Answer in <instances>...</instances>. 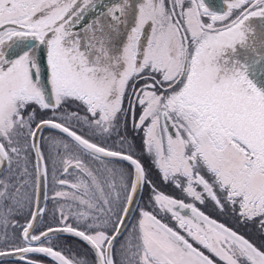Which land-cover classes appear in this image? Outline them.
<instances>
[{
	"label": "snow or ice",
	"instance_id": "snow-or-ice-1",
	"mask_svg": "<svg viewBox=\"0 0 264 264\" xmlns=\"http://www.w3.org/2000/svg\"><path fill=\"white\" fill-rule=\"evenodd\" d=\"M0 169V258L264 264V0H0Z\"/></svg>",
	"mask_w": 264,
	"mask_h": 264
},
{
	"label": "rangeland",
	"instance_id": "rangeland-1",
	"mask_svg": "<svg viewBox=\"0 0 264 264\" xmlns=\"http://www.w3.org/2000/svg\"><path fill=\"white\" fill-rule=\"evenodd\" d=\"M137 142L138 138H137ZM155 174V173H154ZM211 213L213 215H215L216 217L222 219L225 221V223L227 224V226L232 227L234 229H236L237 231H239L241 234L245 235L248 239H250L251 241L259 244L261 241V234H260V230L258 228V225L255 223H249L247 225H240L236 222V219L228 212H225L223 214H221L219 211H217L213 205L211 208ZM76 242H72L73 245H75ZM5 247L4 245H0V248ZM78 252H82L84 251V247L79 246L77 247ZM77 251V250H76Z\"/></svg>",
	"mask_w": 264,
	"mask_h": 264
},
{
	"label": "flooded vegetation",
	"instance_id": "flooded-vegetation-1",
	"mask_svg": "<svg viewBox=\"0 0 264 264\" xmlns=\"http://www.w3.org/2000/svg\"><path fill=\"white\" fill-rule=\"evenodd\" d=\"M7 174V170L5 169L4 170V172L2 173V175H6ZM161 187H163V190L164 191H166V192H168L169 194H172V195H174V196H179V193H178V191L177 190H174L173 188H171V187H164V186H162L161 185ZM143 196H144V199L146 200L147 199V190L145 189V191H144V193H143ZM46 209H47V211H48V213L50 214L51 213V211H52V209H53V204H52V202L49 200L47 203H46ZM202 207V210L203 211H205L207 214H209L211 217H213V218H215V219H217L218 221H220V222H223V223H225V221L224 220H222V219H220V218H218V217H216L215 215H213L212 213H211V208H212V204L211 203H208L206 206H201ZM48 217H45V219H47ZM226 224V223H225ZM227 225V224H226ZM234 229V228H233ZM234 230H236V229H234ZM237 231V230H236ZM239 232V231H238ZM240 233V232H239ZM241 234V233H240ZM245 236V235H244ZM246 237V236H245ZM247 238V237H246ZM73 242H75V241H73ZM76 244V243H75ZM82 247H84V246H82ZM76 250L78 251V249L76 248ZM0 264H23V262H19V261H16V260H14V261H6V262H1Z\"/></svg>",
	"mask_w": 264,
	"mask_h": 264
},
{
	"label": "water",
	"instance_id": "water-1",
	"mask_svg": "<svg viewBox=\"0 0 264 264\" xmlns=\"http://www.w3.org/2000/svg\"><path fill=\"white\" fill-rule=\"evenodd\" d=\"M5 169H0V175H2V173L4 172ZM41 205L42 206H46V203L43 199V190H42V193H41ZM18 261L14 256H6V257H3V258H0V263L1 262H6V261Z\"/></svg>",
	"mask_w": 264,
	"mask_h": 264
}]
</instances>
